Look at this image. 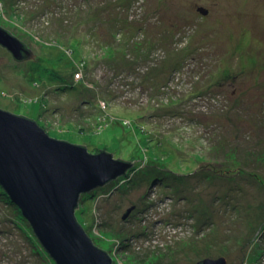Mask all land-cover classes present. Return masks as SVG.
I'll return each instance as SVG.
<instances>
[{
	"label": "rangeland",
	"instance_id": "1",
	"mask_svg": "<svg viewBox=\"0 0 264 264\" xmlns=\"http://www.w3.org/2000/svg\"><path fill=\"white\" fill-rule=\"evenodd\" d=\"M0 26L35 54L0 44V107L132 161L75 211L114 264H264V0H0ZM13 203L0 264H54Z\"/></svg>",
	"mask_w": 264,
	"mask_h": 264
},
{
	"label": "water",
	"instance_id": "2",
	"mask_svg": "<svg viewBox=\"0 0 264 264\" xmlns=\"http://www.w3.org/2000/svg\"><path fill=\"white\" fill-rule=\"evenodd\" d=\"M0 44L17 59L27 52L25 43L1 26ZM131 167L132 162L107 151L92 153L84 145L52 137L36 120L0 107V185L57 264H114L75 211L82 194ZM226 263L223 256L201 261Z\"/></svg>",
	"mask_w": 264,
	"mask_h": 264
},
{
	"label": "trees",
	"instance_id": "3",
	"mask_svg": "<svg viewBox=\"0 0 264 264\" xmlns=\"http://www.w3.org/2000/svg\"><path fill=\"white\" fill-rule=\"evenodd\" d=\"M2 28H4V29H6L8 32H10L12 35H14V36H16L14 33H12L10 30H8L7 28H5L4 26H1ZM17 37V36H16ZM18 38V37H17ZM20 39V38H19ZM20 40H22V39H20ZM23 42H24V40H22ZM74 43H76L77 44V46H78V42L76 41V40H74L73 41ZM25 43V45H26V48H27V52L26 53H23V56L21 57V59H17L14 55V58H16V60L17 61H24V60H28L29 59V57L32 55V50L30 49V47H28V45H27V43L26 42H24ZM79 47V46H78ZM81 59H82V57H81ZM80 59V60H81ZM33 60V59H32ZM75 61L77 62V60L75 59ZM6 110V109H5ZM154 158V157H153ZM129 162H132V161H129ZM3 190V192H4V195L5 196H7L8 197V195H7V193L4 191V189L1 187V185H0V190ZM83 195H85V193L84 194H82L81 196H80V199L81 198H83ZM80 201V200H79ZM14 207H16V209H17V211H18V213H19V215L21 216L22 215V213H21V211H20V209H19V206L18 205H16V204H12ZM29 227H30V225H29ZM31 228V227H30ZM85 229V228H84ZM32 232H33V234H34V236H36L35 235V233H34V231H33V229H32ZM38 242L41 244V246L43 247V248H45L43 245H42V243L38 240ZM95 243V242H94ZM97 245V244H96ZM98 246V245H97ZM54 264H57V262H54Z\"/></svg>",
	"mask_w": 264,
	"mask_h": 264
},
{
	"label": "bare ground",
	"instance_id": "4",
	"mask_svg": "<svg viewBox=\"0 0 264 264\" xmlns=\"http://www.w3.org/2000/svg\"><path fill=\"white\" fill-rule=\"evenodd\" d=\"M80 200V199H79ZM226 260H227V258H226ZM227 264V263H226Z\"/></svg>",
	"mask_w": 264,
	"mask_h": 264
}]
</instances>
